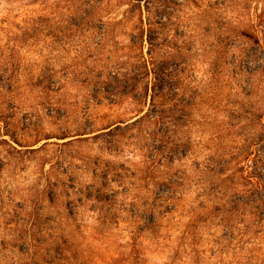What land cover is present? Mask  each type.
Listing matches in <instances>:
<instances>
[{
    "label": "rangeland",
    "instance_id": "obj_1",
    "mask_svg": "<svg viewBox=\"0 0 264 264\" xmlns=\"http://www.w3.org/2000/svg\"><path fill=\"white\" fill-rule=\"evenodd\" d=\"M0 264H264V0H0Z\"/></svg>",
    "mask_w": 264,
    "mask_h": 264
}]
</instances>
